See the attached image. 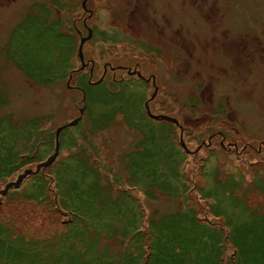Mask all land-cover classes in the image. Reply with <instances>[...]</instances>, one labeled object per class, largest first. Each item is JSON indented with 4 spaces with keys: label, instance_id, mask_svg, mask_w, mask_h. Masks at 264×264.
Instances as JSON below:
<instances>
[{
    "label": "rangeland",
    "instance_id": "374dc122",
    "mask_svg": "<svg viewBox=\"0 0 264 264\" xmlns=\"http://www.w3.org/2000/svg\"><path fill=\"white\" fill-rule=\"evenodd\" d=\"M83 1L0 0V264H261L264 0Z\"/></svg>",
    "mask_w": 264,
    "mask_h": 264
},
{
    "label": "water",
    "instance_id": "95a60500",
    "mask_svg": "<svg viewBox=\"0 0 264 264\" xmlns=\"http://www.w3.org/2000/svg\"><path fill=\"white\" fill-rule=\"evenodd\" d=\"M86 2H87V0H84L83 1L84 7L86 5ZM91 33H92V30L89 29V35H88V37H81V42H80L79 48H78V52H79L78 54H79L80 60L82 62V67L83 68L85 66V62H84V54H83V48L82 47H83L84 42L86 40H88V38L91 36ZM101 81H102V79L99 80V81H97L96 83L101 82ZM145 106H146V109L148 111V114L152 115L150 113L149 106H148L147 102H146ZM153 117H157V116H153ZM158 117L159 118H169L168 116H164V115H160ZM171 120H174V119H171ZM78 121H79V118H76L75 120L69 122L68 124H65L63 126L58 127L57 130H56V133H55L56 146H55L54 153L51 154L45 161L40 162L36 166V169L35 170H33L31 168H28L23 173L19 174L16 180H13V181L8 182L5 185V187L0 190V194H6L9 191V189L12 188V187H19L22 184V182H23V180H24L25 177H27L28 175H31V174H35L39 170H41L42 168H46L49 165H51L56 160V158H57V156L59 154V149H60L59 134H60V132L63 129H65L67 126H73V125H75ZM175 122H177V121L175 120Z\"/></svg>",
    "mask_w": 264,
    "mask_h": 264
},
{
    "label": "trees",
    "instance_id": "16d2710c",
    "mask_svg": "<svg viewBox=\"0 0 264 264\" xmlns=\"http://www.w3.org/2000/svg\"><path fill=\"white\" fill-rule=\"evenodd\" d=\"M12 156H13V154H12ZM4 160H5V161H9V160L6 158V155L4 156ZM40 161H41V160H40ZM43 172H44V171H43ZM38 173L40 174V172H38ZM38 173H36V174H38ZM42 178H44V174H43ZM32 192H33V191H32ZM32 192H31L30 195H31V196H34V194H33ZM193 222H194V223H192V228L198 223V221H197V220L195 221V218H194V219H193ZM3 229H4V228H2L1 225H0V232H1V233H3V232H2ZM0 237H1V235H0ZM0 239L3 240L2 238H0ZM26 254H27V253H26L25 251H23V250H18V251H16V256H17V257L24 256V255H26Z\"/></svg>",
    "mask_w": 264,
    "mask_h": 264
},
{
    "label": "snow or ice",
    "instance_id": "6c2138e0",
    "mask_svg": "<svg viewBox=\"0 0 264 264\" xmlns=\"http://www.w3.org/2000/svg\"><path fill=\"white\" fill-rule=\"evenodd\" d=\"M261 264H264V261H262Z\"/></svg>",
    "mask_w": 264,
    "mask_h": 264
},
{
    "label": "flooded vegetation",
    "instance_id": "af4514ba",
    "mask_svg": "<svg viewBox=\"0 0 264 264\" xmlns=\"http://www.w3.org/2000/svg\"><path fill=\"white\" fill-rule=\"evenodd\" d=\"M78 88H80V87H78Z\"/></svg>",
    "mask_w": 264,
    "mask_h": 264
}]
</instances>
